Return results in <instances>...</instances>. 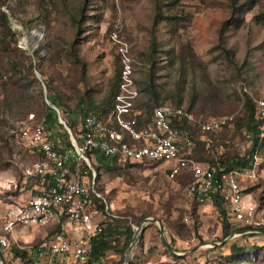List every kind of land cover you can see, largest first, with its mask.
Returning a JSON list of instances; mask_svg holds the SVG:
<instances>
[{
  "label": "rangeland",
  "instance_id": "obj_1",
  "mask_svg": "<svg viewBox=\"0 0 264 264\" xmlns=\"http://www.w3.org/2000/svg\"><path fill=\"white\" fill-rule=\"evenodd\" d=\"M0 11L16 37L13 43L8 36L5 45L23 54L0 44V131L8 143L3 148L0 141V219L9 182L35 160L18 145L15 128L31 113L34 123L42 120L47 88L70 111L80 101L83 110L90 109L89 101L99 105L122 66V47L133 68L137 107L180 106L197 120L232 116L217 132L190 127L195 161H225L248 150L244 101L264 96V0H0ZM53 134L66 148L65 128ZM99 173L111 208L121 216L108 229L117 250L107 251L103 264L124 263L130 243L125 230L140 223L128 264H264V148L236 177L244 201L256 204L262 221L252 232L220 215L213 202L194 198L187 190L189 172L168 178L161 164L117 163ZM49 230L24 229L17 237L39 241ZM233 246L242 254L235 255ZM3 257L9 262L7 252Z\"/></svg>",
  "mask_w": 264,
  "mask_h": 264
},
{
  "label": "built area",
  "instance_id": "obj_2",
  "mask_svg": "<svg viewBox=\"0 0 264 264\" xmlns=\"http://www.w3.org/2000/svg\"><path fill=\"white\" fill-rule=\"evenodd\" d=\"M119 51L122 66L114 106L108 114L88 111L77 126L78 140L66 125L71 148L56 147L53 129L44 127V118L34 123L32 113L24 124L15 128L17 142L29 153L40 152L42 158L34 160L23 170L25 180L34 178L39 183L30 190L20 187L17 194L10 195L12 201L5 204V214L0 219V253L2 257L4 252L9 254V262L3 257L6 264L104 263L106 254L93 260V240H108V229L113 220L121 216L114 212L99 190L92 151L113 157L120 163L164 165L168 178L187 169L193 177L189 191L195 193L199 201L212 203L214 194L221 195L227 204L229 219L251 228L244 232L256 231L262 223L255 216L256 204L243 199L245 193L236 179L242 171L217 173L214 166L195 161L190 155L188 132L173 128L169 119L175 116L203 132H216L228 124L232 116L197 120L190 110L165 104L155 106L152 121L140 126L133 107L139 94L133 68L127 51L123 47ZM251 100L254 117L259 122V141L264 142V96L251 97ZM52 107L62 119L60 110ZM6 189L17 190V183L12 180ZM33 189L38 192L33 193ZM1 202L0 198V205ZM50 222L58 223L60 228L51 239L43 236L34 243V238L24 241L17 237L25 234L24 229H41ZM132 227L136 228L135 225ZM14 245L25 251L24 257L14 256Z\"/></svg>",
  "mask_w": 264,
  "mask_h": 264
},
{
  "label": "trees",
  "instance_id": "obj_3",
  "mask_svg": "<svg viewBox=\"0 0 264 264\" xmlns=\"http://www.w3.org/2000/svg\"><path fill=\"white\" fill-rule=\"evenodd\" d=\"M231 2L235 4V0H231ZM0 25L2 26V31L0 32V44L5 45L8 36L12 37L13 43H14V41L16 40L15 34L13 32H11V30L8 28V26H7V15L3 11H0ZM220 34H222V33H220ZM220 38H221V36H220ZM5 47H6L7 51L13 47L12 50L15 53L19 52V54L21 56L23 55L22 52L18 48H16V46L11 47L9 44H6ZM18 62L13 63V65H12L13 69H15V70L18 69L19 65L21 64L20 62L19 63ZM28 65H29V67H31L32 62L29 61ZM18 72H19V70H18ZM119 72H120V70H119ZM119 72L116 76V80L112 83L111 89L107 93L106 98L104 100H102L100 102V104L97 106L94 105L93 102L89 101L88 105H89L90 109H86V110H83V102L80 101L79 103H77L76 108L70 111L66 106L60 104L58 97H56V95L51 92V89L47 88V90L49 91V92H47V95H46V99L48 100V102H47V104H45V102H42L44 109L41 110V112L43 114L41 119L44 118V127L48 128V129H51V128L54 129V128H59L62 126L58 122V115L52 106H55L60 110L61 117L65 121L66 125L71 129V131L75 137H76V133H77V126L80 123L81 118L88 111H93L95 113H101V114L110 113L113 106H114L115 95L118 92V85H119V80H120ZM22 79H24V78H20V81ZM10 85H15V82H11ZM138 97L134 100V104H133L134 106L133 107H134V110L137 112L139 125L140 126L147 125L153 119V108L155 106L165 105V104H157V105H154L152 108H140V107H137ZM244 105H245V111H246V115H247L245 123H244V129L246 130V132L251 137L250 146H249L248 150L242 156H233L229 160H225V161L210 160V162L207 164L214 166L216 168L217 173H220L221 171H229V170H235V169L242 171V170H245L247 168H251L253 165L254 156L255 155L258 156L260 151L263 150V148H264V142L259 141V133H258V123L259 122L254 117V104H253V102L249 96H246L245 101H244ZM175 107H180V106H175ZM28 108L30 109V105H28ZM187 110H189V109H187ZM169 119H170V123H171L173 128H176L179 130H185L188 132V134L190 136V140H191V145H192V143H193L192 132L193 131H191V128H190L191 126L189 124H187L186 122H184L183 119H180V118L175 117V116H170ZM34 120H36L35 117H34ZM205 132H212V131H205ZM76 139L78 140L77 137H76ZM126 140H127V138H126ZM0 141L2 142L1 146L3 148H5L8 145L7 140L1 131H0ZM54 141H55L56 147L60 146L57 143L58 139L56 138L55 135H54ZM18 145L24 151H26L20 144H18ZM67 147L71 148V144L69 141L67 143ZM59 149H61V147H59ZM1 152L2 151H0V160L2 158ZM92 153L95 157V162L93 163V166H94L96 173H97V179L99 181V190L103 194H104V192H103V188L100 185V173H99V169L101 167H103L106 171H110V170H113L116 168L117 163H119V164L141 163V162H133V163L123 162V163H120V162H117L115 160V158L110 157V156H106L101 152L92 151ZM30 154L35 157V160L42 158V155L40 152H34V153H30ZM188 172H189V174H191V172L189 170L184 169L181 174L186 175ZM191 176H192V174H191ZM192 180H193V177H192ZM16 183H17V190H15V191L8 190V192H7L8 193L7 194L8 199H7L6 204L10 203L12 201V199L10 198V195L17 194L18 189L20 187L24 186L25 190H30V189H32L33 185L38 184L39 181L34 179V178H29V179L25 180L24 175H23V171H22L21 178L18 181H16ZM192 183H193V181L188 184V186H187L188 191H189V188L192 186ZM32 192L36 193V192H38V190L33 189ZM189 193L192 194V196L197 199V196L195 193H192L190 191H189ZM105 197L107 198L106 195H105ZM213 204H214V206L218 207L220 215H223V216L228 215L227 214L228 210H225V209H227V204L222 199L221 195H219V194L213 195ZM114 220H116V219H114ZM114 220H113V222H114ZM44 227L50 228L49 232L46 233V235H45V239H51L54 236V234L60 230L59 224L54 223V222H50V223L46 224ZM228 228H229L228 223L225 222L223 225V228H222L224 235H227L229 233ZM243 229H245V228H243ZM133 230H134L133 228L131 230L129 228H127L125 230V233H126L125 237H126L127 241H129L131 239ZM39 241L35 240L34 243L39 242ZM125 247H126V244L124 243L119 251H123ZM109 250H117V247L115 246V244H113L112 242H110L107 239H95V240H93L92 250H91L93 260H95L98 255L106 254V252ZM12 252H13L15 257L16 256H21V257L25 256V251L20 250L15 245L12 248ZM233 253L235 255L239 256L242 254V251L240 248L233 246ZM121 261H122L121 259H118L115 264H121L120 263Z\"/></svg>",
  "mask_w": 264,
  "mask_h": 264
},
{
  "label": "water",
  "instance_id": "obj_4",
  "mask_svg": "<svg viewBox=\"0 0 264 264\" xmlns=\"http://www.w3.org/2000/svg\"><path fill=\"white\" fill-rule=\"evenodd\" d=\"M46 102H48V101L46 100ZM58 122H59V123L65 128V130H66L67 133L69 134V131L66 129V124H65V122H64L61 118H58ZM144 220H150V218L147 217V218H145ZM140 227H141V223H140L138 226H136V228L134 229V233L132 234V237H131V239H130V243H129V245H128V247H127V250H126L125 261H124L123 264H128V262H129V260H130V253H131V250H132V246H133L134 242H135L136 239H137V235H138V232H139V230H140ZM161 237H162V241H163V243L165 244L166 248H167L168 250H170L173 254H175L174 251H172V250L170 249V246H169V244L167 243L166 239L164 238V235H163V234L161 235ZM0 261H1V264H6L5 261H4V259H3V257H2V255H1V253H0Z\"/></svg>",
  "mask_w": 264,
  "mask_h": 264
}]
</instances>
